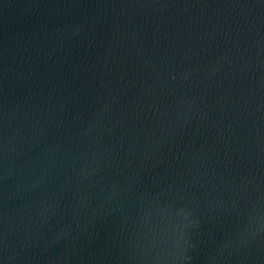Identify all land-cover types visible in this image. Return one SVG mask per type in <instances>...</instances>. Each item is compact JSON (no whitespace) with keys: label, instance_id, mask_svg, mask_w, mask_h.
I'll list each match as a JSON object with an SVG mask.
<instances>
[{"label":"water","instance_id":"obj_1","mask_svg":"<svg viewBox=\"0 0 264 264\" xmlns=\"http://www.w3.org/2000/svg\"><path fill=\"white\" fill-rule=\"evenodd\" d=\"M0 264H264V0H0Z\"/></svg>","mask_w":264,"mask_h":264}]
</instances>
